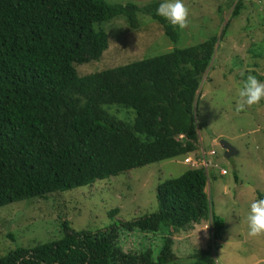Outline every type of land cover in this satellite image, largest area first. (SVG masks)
Returning a JSON list of instances; mask_svg holds the SVG:
<instances>
[{
    "label": "trees",
    "instance_id": "obj_1",
    "mask_svg": "<svg viewBox=\"0 0 264 264\" xmlns=\"http://www.w3.org/2000/svg\"><path fill=\"white\" fill-rule=\"evenodd\" d=\"M244 1H236L225 29L240 16ZM160 2L0 0V209L48 200L154 163L200 158L197 95L222 37L84 76L78 72L101 60L109 48L104 25L116 18L136 28L140 14L150 16L177 44L179 28L156 15ZM189 167L159 185L157 212L95 231L63 220L53 240L18 247L1 256L0 264H171L177 259L175 233L211 220L219 239L225 225L207 193L210 172ZM163 226L170 235L157 259L151 251L120 246L121 232L158 233ZM211 253L209 248L192 254V264H216Z\"/></svg>",
    "mask_w": 264,
    "mask_h": 264
},
{
    "label": "rangeland",
    "instance_id": "obj_2",
    "mask_svg": "<svg viewBox=\"0 0 264 264\" xmlns=\"http://www.w3.org/2000/svg\"><path fill=\"white\" fill-rule=\"evenodd\" d=\"M107 1L147 6L161 0ZM236 1L184 0L189 10L188 22L184 29H179L177 44L150 16L140 14L136 28L125 18H116L104 25L109 34V48L101 60L78 67L79 74L84 76L164 55L176 48L192 47L212 36L222 37L197 95L195 119L199 125L201 149L209 155L214 152L215 155L207 159L219 166L209 170L207 193L215 214L225 220V225L219 239L212 235L211 220L175 233L177 259L171 264H192V254L209 248L216 264H264V233L250 236L246 220L249 203L260 198L259 195L264 196V102L241 112L235 111L234 103L236 89L247 74L264 80V0H245L240 16L232 19L225 29ZM122 110L132 112L134 117V111ZM221 141L230 143L238 154L226 158ZM190 164L202 166L201 163L196 165L197 162ZM220 168L226 169L228 174L221 175ZM188 169L184 158L178 157L98 181L89 187L55 194L48 200L36 199L1 208L0 257L18 247L53 240V234H60L63 220H68L78 230L95 231L155 213L159 209V185L181 176ZM115 208L120 209L119 214L109 217V212ZM9 232L16 236L15 240L8 237ZM120 234V246L124 251H151L153 259H157L164 237L170 232L163 226L158 233Z\"/></svg>",
    "mask_w": 264,
    "mask_h": 264
},
{
    "label": "clouds",
    "instance_id": "obj_3",
    "mask_svg": "<svg viewBox=\"0 0 264 264\" xmlns=\"http://www.w3.org/2000/svg\"><path fill=\"white\" fill-rule=\"evenodd\" d=\"M155 11L157 16L162 17L172 26H176L179 29H184L187 26L189 10L185 5L184 0H161ZM221 95L223 96L225 93H221ZM262 102H264V80H259L256 75L249 73L247 74L246 79L243 80L242 84L236 89L234 99L235 111L241 112L248 107L260 105ZM180 138H183V136H180ZM208 161L211 162V165L206 168L207 172L210 168H219L217 164H213L210 160ZM186 164L189 166L191 165L190 163ZM192 167L196 168L197 166ZM222 170L226 169L220 168L221 175L224 176L228 174L227 170L226 174H222ZM246 220L248 234L250 236H257L264 233V197L253 199L249 203Z\"/></svg>",
    "mask_w": 264,
    "mask_h": 264
},
{
    "label": "built area",
    "instance_id": "obj_4",
    "mask_svg": "<svg viewBox=\"0 0 264 264\" xmlns=\"http://www.w3.org/2000/svg\"><path fill=\"white\" fill-rule=\"evenodd\" d=\"M214 154L215 153L213 152V154H211V155H214ZM208 155L209 154L205 153V151L203 149H201V156H200L199 159L195 160L193 157H188V158L185 159V162L186 163L193 162L194 164L197 162L196 165L201 163L202 166H204L205 168H208L211 165V162H209L208 159H207ZM221 173L222 174H226L227 172H226V170H222Z\"/></svg>",
    "mask_w": 264,
    "mask_h": 264
},
{
    "label": "water",
    "instance_id": "obj_5",
    "mask_svg": "<svg viewBox=\"0 0 264 264\" xmlns=\"http://www.w3.org/2000/svg\"><path fill=\"white\" fill-rule=\"evenodd\" d=\"M221 146L226 151V158H231L238 154V151L227 141H221Z\"/></svg>",
    "mask_w": 264,
    "mask_h": 264
}]
</instances>
